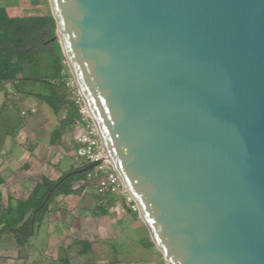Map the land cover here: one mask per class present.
I'll use <instances>...</instances> for the list:
<instances>
[{"label":"water","instance_id":"obj_1","mask_svg":"<svg viewBox=\"0 0 264 264\" xmlns=\"http://www.w3.org/2000/svg\"><path fill=\"white\" fill-rule=\"evenodd\" d=\"M49 2L166 263L264 264V0Z\"/></svg>","mask_w":264,"mask_h":264},{"label":"rangeland","instance_id":"obj_2","mask_svg":"<svg viewBox=\"0 0 264 264\" xmlns=\"http://www.w3.org/2000/svg\"><path fill=\"white\" fill-rule=\"evenodd\" d=\"M0 1H3L4 4H10V17L27 16L42 12L45 14L51 13L48 0H17L16 4H13L11 0ZM0 9L6 11L3 7H0ZM44 33L46 34V32ZM63 63L68 73L66 76H71L72 73L66 58L63 59ZM48 68L46 60H43V73L49 72ZM27 72L31 75V70L28 69ZM63 77L65 76L48 78L47 84L38 83L35 89L38 92H45L48 87H52L57 93L65 95L68 88L63 83ZM45 87L47 88L45 89ZM47 91L51 92L50 89ZM57 105L62 112H64L63 109L68 107L66 102L59 101ZM63 115L64 113L60 117ZM58 119L59 115L56 116V121ZM41 123V121H38L35 126L41 125ZM77 131L71 124H68L63 129L61 138L57 139V143L60 144L58 150L63 151V153L64 151L67 152L64 153L67 158L71 155L74 158V136L78 133ZM52 134L55 137V133ZM64 134L63 139L62 135ZM18 141L28 150L33 148L32 138L28 134ZM1 155L4 159L8 158L7 153ZM54 162L57 163V160ZM14 163L13 167L15 169L13 167L6 168L0 172V217L3 213L2 210L6 209L10 202L16 205L19 200L28 199L37 183L44 177L42 172H36V175L28 172L25 167L26 162ZM79 167L81 166L75 165V168ZM88 178L87 174L85 178L77 180L72 188V193L58 195L54 198L44 214L43 221L37 224L35 234L26 246L20 247L13 236L4 235L0 241V264H42L48 261L46 256L50 255L51 258H56V256L62 257L64 253L71 255L74 262L94 264L91 262L94 255L87 247V242L107 244L109 248L113 243L114 246L123 243L122 246L118 247L122 250H116V253L121 252V258L130 261H137L140 258H152V252L150 250L144 251L140 246L147 240L145 226L131 215L125 218L123 228L122 223L120 224L122 219L120 215L127 208L131 209L130 205L126 204L124 199L120 197L113 206L107 207L108 213H98L97 211L101 209L94 201L95 194L93 192L98 181ZM131 211L134 212L132 209ZM123 229L127 231L125 237L122 236ZM49 242L55 244V250L52 254H46L47 251L44 248L47 247ZM129 249L131 253H128ZM84 250L85 253H82ZM98 253H100L98 258L103 259L105 257L101 254H108L109 251L104 249ZM95 264L97 263L95 262Z\"/></svg>","mask_w":264,"mask_h":264},{"label":"trees","instance_id":"obj_3","mask_svg":"<svg viewBox=\"0 0 264 264\" xmlns=\"http://www.w3.org/2000/svg\"><path fill=\"white\" fill-rule=\"evenodd\" d=\"M56 35V20L52 12L10 17L4 9H0V81H12L18 90H24L26 81L47 84L48 78L66 76L61 42L58 39L52 40ZM43 60H46L49 72L43 73ZM28 69L31 70V75L28 74ZM49 88L51 92L45 96L46 101L55 110L59 108V101L70 106L67 118L55 131L56 140L61 137L63 129L74 122L77 112L71 97ZM78 169L74 168L56 180L44 176L28 199L19 200L16 205L10 202L8 207L2 210L0 217V241L4 235H8L13 236L18 246H26L34 236L37 224L43 221L44 214L54 198L72 193L76 181L93 171L77 172ZM113 200L114 198H111L105 205H98L101 210L97 212L108 213L107 207ZM86 245L90 247L89 242ZM82 253H85V250Z\"/></svg>","mask_w":264,"mask_h":264},{"label":"crops","instance_id":"obj_4","mask_svg":"<svg viewBox=\"0 0 264 264\" xmlns=\"http://www.w3.org/2000/svg\"><path fill=\"white\" fill-rule=\"evenodd\" d=\"M16 1L17 0H11L13 4H16ZM48 5L50 6L49 0ZM0 7L5 8L7 14L10 16L9 9L11 6L9 3L4 4L3 1H0ZM38 83L41 82L26 81L23 87L24 90H18L14 82L0 81V172L6 168H12L14 162L19 163L20 161H23L26 162L25 167L28 169V172L33 175H36V172H42V176L56 180L64 173L74 169L76 165L72 155L67 158L65 157L67 152L64 151V154L63 151L58 150L60 144L57 143V139L55 140L53 137L54 134H52L55 133L56 129L61 125V122L67 118L70 106L68 104V107L63 109L64 112H62L59 108L58 110L52 108V106L46 101L45 97L50 95L47 91L50 88L45 87V89L47 88L45 92H38V90L35 89ZM67 96L71 97L69 91L67 92ZM32 109H34V111ZM23 112H25V114H23ZM63 113L64 115L60 117ZM57 115H59L58 121H56ZM38 121L42 122L41 125L35 126ZM71 126L78 130V128L74 126V122ZM77 132H79V130ZM26 134L32 138L33 148L31 150L26 149L18 141ZM76 135H78V133L74 136V147H76L77 144ZM64 136L65 134L62 135L63 139ZM2 153H7L8 158L4 159L1 155ZM55 160H57V163L54 162ZM93 192L95 194L94 201L96 205H98L99 195L97 194V185L95 186ZM117 200H119V198H114V200L111 201L110 206H113ZM137 213L138 212H132L127 208L120 215L122 218L120 224L122 223L121 226L123 228L125 218L131 215L138 220L140 224L145 226L147 240L140 246L144 251L150 250V252H152V258H140L137 261H130L128 259H124L123 257L121 258V252L116 253V250H122V248L118 247L122 246L123 243L118 244L117 246H114L113 243L109 248L107 244H94L89 242V248L94 255L93 260L91 261L92 263L167 264L162 252L153 242L148 227L140 216L138 217L139 214ZM126 235L127 231L124 230L122 236L125 237ZM44 248L47 251L46 254H52L55 250V244L49 242L47 247ZM104 249L109 251V253L101 254L105 258L99 259L98 255L100 253L98 252ZM128 253H131L130 249L128 250ZM46 258L48 261H45L42 264H81L74 262L71 255H67L66 253H64L62 257L56 256V258H51V256L48 255Z\"/></svg>","mask_w":264,"mask_h":264},{"label":"built area","instance_id":"obj_5","mask_svg":"<svg viewBox=\"0 0 264 264\" xmlns=\"http://www.w3.org/2000/svg\"><path fill=\"white\" fill-rule=\"evenodd\" d=\"M63 83L68 88L74 101L77 115L74 125L78 128L77 144L73 151L77 166H85L92 161L102 160L101 164L88 173L90 179L97 180L98 205H105L111 198L122 197L134 212L139 213V206L125 187L109 153L103 143L99 130L90 113L85 98L73 75L63 77ZM34 111V109H32ZM25 114V112H23ZM88 178V179H89ZM130 209V210H131Z\"/></svg>","mask_w":264,"mask_h":264}]
</instances>
